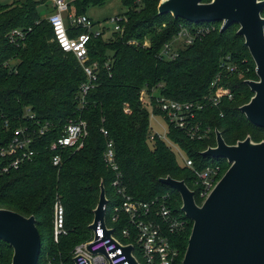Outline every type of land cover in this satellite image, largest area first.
I'll use <instances>...</instances> for the list:
<instances>
[{
	"label": "trees",
	"instance_id": "16d2710c",
	"mask_svg": "<svg viewBox=\"0 0 264 264\" xmlns=\"http://www.w3.org/2000/svg\"><path fill=\"white\" fill-rule=\"evenodd\" d=\"M41 1L48 12L52 11L46 0ZM106 1L72 0L70 12L75 16L85 15L88 7H101ZM158 2L121 0L126 8L121 16L127 20L121 24L122 28L124 25L122 36L117 38L115 32L113 42L103 41L102 36L91 40L88 54L90 61L97 62V78L83 104L79 103V87L86 81L85 75L74 56L62 52L52 41L50 25L35 8L38 2L25 10H10L9 5L0 3V147L6 145L19 126H32L36 122L50 125L34 145L37 154L32 162L3 174L1 169L9 160L0 158V209L35 218L41 240L38 264H46L48 260L69 264L74 246L90 238L89 225L101 184L108 200L106 223H109L113 208L119 206L120 199L112 187L114 173L103 160L107 141L114 145L122 183L130 196L150 200L169 194L173 207L182 213L179 194L159 180L170 177L184 181L193 189V176L188 169L177 165L176 154L164 141L155 138L149 147V111L142 94L147 96V101L156 90L158 95L168 99L199 101L209 93L211 82L220 72L221 60L228 56L238 67L237 72L224 74L217 87L231 93L233 100H225L218 108L207 109L198 116L210 126V138L191 141L173 127L168 128L167 138L199 169L219 164L223 171L228 168L225 160L201 156L205 149L215 146V130L227 145H234L247 136L256 143L264 141V130L251 125L239 112V107L252 97L244 82L256 80V75L244 40L236 34L238 27L232 25L220 33L214 26V30L195 38L192 44L179 48L174 60L165 61L159 57L161 49L182 29L193 32L199 26L214 24L193 27L194 24L170 15L159 16ZM13 29L26 33L17 45L8 40ZM79 32V28L68 31L70 37ZM146 37L148 46L143 45ZM129 41L137 44H129ZM12 59L18 62L9 70L4 61ZM26 108L34 115L33 119L24 117ZM153 112L158 115V110ZM69 119L85 121L87 136L81 149L65 151L60 166L55 167L49 147ZM4 122L8 129L4 128ZM101 129L107 132V137ZM56 198L64 208L66 235L54 243L51 215ZM195 202L200 204L197 197ZM120 222L117 227L123 225ZM189 235L190 229L175 242L182 257ZM0 245L5 249L0 252V264H10L12 249L1 241Z\"/></svg>",
	"mask_w": 264,
	"mask_h": 264
},
{
	"label": "built area",
	"instance_id": "2783aa9c",
	"mask_svg": "<svg viewBox=\"0 0 264 264\" xmlns=\"http://www.w3.org/2000/svg\"><path fill=\"white\" fill-rule=\"evenodd\" d=\"M46 1L52 9L45 18L52 30V41L62 52L74 56L85 75L86 81L79 87V103L83 104L85 96L96 81L98 68L97 62L90 61L88 45L92 39L105 34L107 29L102 28V30L95 31V25L85 15L75 16L71 13L72 0ZM124 21L125 18L122 16L112 19L115 25L113 32L121 33V24ZM78 28L81 29V32L77 33L75 37H70L68 31ZM214 29L213 25L199 26L193 32L184 28L175 38L181 39V43L188 46L192 44L195 38ZM25 35L26 33L20 29H13L8 34L9 43L17 45L19 41L24 40ZM177 51L178 48H175L174 42H170L163 46L159 57L165 61H171L177 57ZM237 68L230 61V57L227 56L222 59L219 65L220 72L211 82L209 93L199 101H177L154 95L153 92L148 96L149 100L147 101L152 115L161 116L167 124V130L173 127L183 132L191 141L209 139L212 130L198 116L207 109L218 108L225 100H233V95L217 87V84L224 77V74H233L237 72ZM154 109L158 110V115L153 112ZM29 111V109H25L24 117L33 119L34 115ZM219 116L223 117V114L220 113ZM4 128L8 129L7 122H4ZM49 128L48 123L41 125L36 122L32 126L22 125L14 129L10 140L6 145L0 147V158L9 160L7 166L1 169V173L5 174L10 170H17L23 163L32 162L37 154L34 145ZM101 132L107 137L108 134L104 129H101ZM86 136L87 125L85 121L81 119L67 120L60 136L50 144L49 150L53 153L52 165L60 166L61 156L65 151L81 149ZM155 138L162 139L158 135L150 133L149 141L153 142ZM180 152L184 161L183 168L188 169L193 176V189L189 190L194 193V198L197 197L199 200L200 204L198 205H201L208 198L225 171L219 164H211L199 169L194 165L193 160L189 159L181 150ZM103 160L106 167L114 173L115 178L112 187L115 195L120 199L119 206L112 210L109 223L105 221V228L112 230V234L110 238L104 239L103 229L98 226L95 238L91 231L90 238L76 245L72 250L74 264H128L121 250V247L128 245L132 246V257L138 264H181L183 257L175 242L188 229L191 232L192 223L184 218V214L173 207L169 194L156 196L150 200H137L126 192L122 183V175L115 160L112 141L106 142ZM64 222V208L60 200L56 198L52 208V238L54 243H57L61 236L66 235ZM119 222L123 224L121 227H117ZM101 250L103 253H99ZM46 264L55 263L48 260Z\"/></svg>",
	"mask_w": 264,
	"mask_h": 264
},
{
	"label": "water",
	"instance_id": "95a60500",
	"mask_svg": "<svg viewBox=\"0 0 264 264\" xmlns=\"http://www.w3.org/2000/svg\"><path fill=\"white\" fill-rule=\"evenodd\" d=\"M263 8L264 0H159L157 15H170L194 25L220 23V33L232 25L238 27L236 34L244 40L256 75V80L244 82L252 97L239 112L251 125L264 130ZM201 156L223 159L228 164L201 205L184 181L170 177L159 180L179 194L181 211L192 223L181 264H264V141L256 143L247 136L227 145L215 130V146ZM107 202L101 184L89 225L95 238L98 226L104 239L112 234L105 228ZM0 241L12 249L10 264H38L41 240L33 216L0 209ZM121 248L128 264H138L132 257V246Z\"/></svg>",
	"mask_w": 264,
	"mask_h": 264
},
{
	"label": "rangeland",
	"instance_id": "374dc122",
	"mask_svg": "<svg viewBox=\"0 0 264 264\" xmlns=\"http://www.w3.org/2000/svg\"><path fill=\"white\" fill-rule=\"evenodd\" d=\"M33 2H38V4L35 5V8L39 12V16L41 18L45 19L47 16V13L49 11L48 8L45 7V4L41 0H33ZM33 2L31 0H30V2H29V0H0L1 4L9 5L8 8L10 10H25ZM125 12H126V8L123 7L121 0H107L104 6L88 7L84 14L95 25L94 26L95 31L102 30V28L107 29V32H105V34H102L103 41L111 40L113 42L116 39H115V37L112 36V34L115 33V32H113V28L115 25L112 22V19H114L115 17L121 16ZM126 22H127V20L125 18V21L123 22V24H125ZM213 26L218 27L220 29L221 24L215 23ZM193 27H196V26L194 25ZM123 28H124V25H123ZM123 28H122V32H123ZM122 32L117 33V36H118L117 38L122 36L121 35ZM181 41L182 40L179 38L173 39L172 42H174L175 48H178V49L183 48L184 44L181 43ZM148 43H149L148 38L146 37L143 41V45L148 46ZM129 44L136 45L137 42L136 41H129ZM4 62L7 64V68H9V70H10L15 64H17L18 61H16L15 59H12L8 62H6V61H4ZM14 73L16 74V70ZM142 95L144 96L143 99L145 100L146 105H148L147 96L145 94H142ZM154 95H158L157 90L154 91ZM143 99H141V97H140L139 98L140 102ZM147 109L149 111V129H150V132L153 135H158L160 138H162L161 140H163L165 142V144L168 147H170L171 150L176 154L177 165L180 168H183L184 167V161H183V157L181 155L180 149L176 145L172 144L166 136L167 124H166L165 120L161 116H153L149 106H147ZM148 145L150 147V146H152V143L149 142ZM51 225H52V215H51ZM52 233H53V227H52ZM81 243H83V242H81ZM81 243H78V244H81ZM4 250L5 249L2 247V245H0V252H4ZM9 256L10 257L12 256V252L9 253ZM71 256H72V254H71ZM69 264H74L73 260H71Z\"/></svg>",
	"mask_w": 264,
	"mask_h": 264
}]
</instances>
